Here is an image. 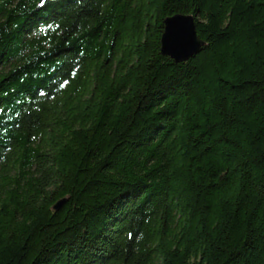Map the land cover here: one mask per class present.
Segmentation results:
<instances>
[{"label":"trees","instance_id":"trees-1","mask_svg":"<svg viewBox=\"0 0 264 264\" xmlns=\"http://www.w3.org/2000/svg\"><path fill=\"white\" fill-rule=\"evenodd\" d=\"M0 264H264V0H0Z\"/></svg>","mask_w":264,"mask_h":264},{"label":"water","instance_id":"water-1","mask_svg":"<svg viewBox=\"0 0 264 264\" xmlns=\"http://www.w3.org/2000/svg\"><path fill=\"white\" fill-rule=\"evenodd\" d=\"M52 0H42V3ZM163 33L160 38V53L175 63L185 62L194 57L204 43L196 32L192 16L174 15L163 22ZM64 201L58 202L54 210H59Z\"/></svg>","mask_w":264,"mask_h":264}]
</instances>
